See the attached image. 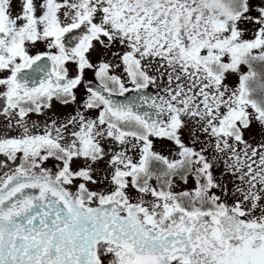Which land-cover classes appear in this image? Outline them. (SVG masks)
<instances>
[{"label":"snow or ice","instance_id":"6c2138e0","mask_svg":"<svg viewBox=\"0 0 264 264\" xmlns=\"http://www.w3.org/2000/svg\"><path fill=\"white\" fill-rule=\"evenodd\" d=\"M0 264H264V0H0Z\"/></svg>","mask_w":264,"mask_h":264}]
</instances>
